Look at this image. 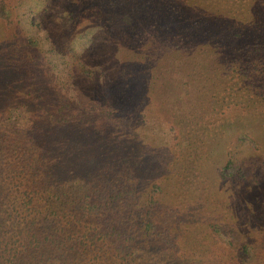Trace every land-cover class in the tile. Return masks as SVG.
<instances>
[{"label": "rangeland", "instance_id": "rangeland-1", "mask_svg": "<svg viewBox=\"0 0 264 264\" xmlns=\"http://www.w3.org/2000/svg\"><path fill=\"white\" fill-rule=\"evenodd\" d=\"M3 1L11 17L10 22L0 20V67L4 66L0 70L13 82L5 83L2 90L6 100L0 101V141L7 134L12 138L7 148L31 146L36 137L32 125L46 109L34 100L41 91L52 90L50 96L55 99L51 102L73 101L76 110L81 103L87 107L83 115L86 125L94 123L90 129L100 133L108 153H125L124 160L135 167L147 156V169L155 167L142 178L131 173L126 182L137 190L128 225L136 239L129 248L133 264H176L172 257L184 264H216L210 250L202 249L211 245V251L218 250L221 243L213 237L220 240L229 235L248 240L254 249L247 264H264V100L260 99L262 105L258 100L254 105L246 98L242 108H228L224 100L228 84L238 88L246 77L227 67L229 62L221 55L224 39L216 36L220 42L216 47L208 38L189 40L182 46L174 26L181 22L176 5L173 24L166 22L165 14L151 11L148 20L143 13L144 21L131 31L121 12L116 13V22L108 24L110 12L102 1L95 5L87 1L84 5L81 0ZM211 1L204 0L206 9ZM238 3L244 5L245 0ZM247 3L256 4L249 8L250 17L264 26V0ZM28 11L31 22L40 29L38 48L24 40L26 28L18 21ZM169 12L170 8H163V13L171 15ZM47 43L62 50L68 45L76 49L74 54L67 49L66 66L63 74L58 72V79L50 68ZM23 52L26 57L31 55L27 67L39 83L31 78L27 83L17 72L25 62ZM153 67L159 74L166 68L175 70L174 89L149 85L143 73ZM215 94L216 100L210 99ZM184 97L189 98L182 101L185 106L176 107L174 102ZM22 125L27 127L23 130ZM47 143L44 156L35 148L27 152L43 157L40 162L46 167H63L65 158L53 150L66 147L67 142L49 138ZM154 184L158 187L155 194L150 193ZM148 193L152 197L146 199ZM163 231L172 236L170 241L162 239ZM242 244H234L230 250ZM253 254L258 256L256 261L250 259ZM105 259V264L118 263L115 254L108 253ZM90 260L82 261L91 264ZM223 260L232 264L237 259Z\"/></svg>", "mask_w": 264, "mask_h": 264}, {"label": "trees", "instance_id": "trees-1", "mask_svg": "<svg viewBox=\"0 0 264 264\" xmlns=\"http://www.w3.org/2000/svg\"><path fill=\"white\" fill-rule=\"evenodd\" d=\"M81 1L84 5L85 1L94 5L102 1L110 12L107 16L108 24L116 22V13L121 12L122 21L129 24L127 27L131 31L144 21L143 13L146 16L150 15L151 11L155 15L159 12L161 15L165 14L166 22L173 24L171 19L174 17V5L178 6L179 8H175L180 10L177 17L181 22L179 25L175 23L174 26L180 32L182 40L180 44L185 47L186 44L183 42L193 39L198 42L199 39L208 38L211 40V46L216 47L220 42L218 43L215 37H221L220 39L226 42L220 49L221 55L229 62L227 67H231L234 73L246 77L245 82L240 83L242 85L238 88H235V84L233 86L228 84L224 99L228 108H242L244 104L242 100L246 98L254 105L257 103L256 100L259 104L260 99L264 100V26H259L256 20L251 19L252 11H249V8L255 7L256 4L247 3L248 0H245L244 5L238 3L240 0H213L206 9L204 0ZM164 7L166 10L170 8L171 15L163 13ZM185 7L190 10L186 11ZM7 8L6 2L0 0V20L10 22L11 16ZM240 9L244 11L240 13ZM31 15L32 13L28 11L19 17L18 21L26 28L24 33L22 32L26 36L24 40L28 39V43L38 48L40 29L31 22ZM56 47V44H48L50 68L58 79V72L60 75L63 74L66 66L67 49L73 54L76 53V49H73L72 45L63 50ZM54 49L56 53L51 54ZM24 54L26 53H22V59H25V62L20 61L17 72L22 73V80L27 83L30 78L31 81H40L33 78L27 67L31 55L28 54L26 57ZM0 68L4 70V66ZM154 69L155 67L149 68L143 73L149 85L155 87L161 84V87L174 89L177 77L174 75L175 70L166 68L159 74L158 71L154 72ZM230 79L234 80L232 76ZM12 82L13 80L4 77L0 70V101L6 100L2 91L6 87L5 83L12 85ZM31 87L35 88L34 84ZM191 89L189 94H192ZM51 93L54 95L52 90L48 93L41 91L40 96L37 94V98H34L46 109L32 125L36 128V137L30 147L7 148L12 141L7 134L0 141V264H74V262L86 264L82 260L87 258L91 259V264H105L104 260L108 253L115 254L117 264H133L134 261L131 260L133 252L129 251V248L136 242L133 241L135 236L128 225L130 221L132 222L131 214L135 211L131 202L137 190L126 182L131 173H138L139 178H142L147 176L150 168L155 171V167L151 165L147 169L145 162L147 156L138 160L139 164L136 167L133 166L131 162L124 160L127 156L125 153H117V146L115 156L111 152L108 153L103 147L100 133L90 129L94 123L87 125L85 123L83 115H86L87 107L79 103L75 107L76 110L73 109V101L51 102V99H55L54 96H50ZM216 96V94L214 97L210 96V99L216 100L218 97ZM185 99L189 100L187 97L178 98L174 102L175 106H182ZM144 108L142 106L141 112ZM22 126L23 130L27 127ZM49 138L65 139L67 142L66 147L61 145L60 149L53 150L65 158L62 168L46 167L40 162L43 157L40 158L39 155L44 156L45 152L48 154L46 147H49L47 145ZM29 148H35L39 155L29 154L27 152ZM151 187L153 192L150 193L155 194L157 184ZM148 196L151 198L152 194H146V199ZM149 224L153 228H158L156 224ZM150 225L147 228H151ZM161 236L163 240L168 239L167 241L172 238L164 231ZM213 239L217 244L221 243V247L211 251L210 245L202 251L209 249L208 254L216 258L214 259L216 264H227L223 257L238 260H234L232 264H247L248 256L254 251L249 247L250 244L246 243L248 240L238 239L234 235L222 236L220 240L214 236ZM157 241L160 242L161 239ZM240 242L243 243L242 247L230 250L234 244ZM89 253L94 254L87 256ZM177 258L172 257V260H175L176 264H184ZM257 258L258 256L255 257L253 254V258L250 259L256 261ZM261 258L262 255L258 260Z\"/></svg>", "mask_w": 264, "mask_h": 264}]
</instances>
